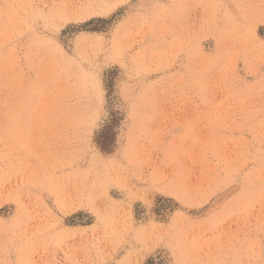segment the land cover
I'll return each instance as SVG.
<instances>
[{
    "label": "rangeland",
    "instance_id": "rangeland-1",
    "mask_svg": "<svg viewBox=\"0 0 264 264\" xmlns=\"http://www.w3.org/2000/svg\"><path fill=\"white\" fill-rule=\"evenodd\" d=\"M0 264H264V0H0Z\"/></svg>",
    "mask_w": 264,
    "mask_h": 264
},
{
    "label": "bare ground",
    "instance_id": "bare-ground-1",
    "mask_svg": "<svg viewBox=\"0 0 264 264\" xmlns=\"http://www.w3.org/2000/svg\"><path fill=\"white\" fill-rule=\"evenodd\" d=\"M258 214V213H257ZM262 215V214H261Z\"/></svg>",
    "mask_w": 264,
    "mask_h": 264
}]
</instances>
